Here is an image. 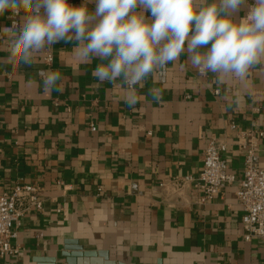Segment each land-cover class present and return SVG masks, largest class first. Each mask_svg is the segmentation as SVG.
I'll return each instance as SVG.
<instances>
[{
  "label": "crops",
  "instance_id": "1",
  "mask_svg": "<svg viewBox=\"0 0 264 264\" xmlns=\"http://www.w3.org/2000/svg\"><path fill=\"white\" fill-rule=\"evenodd\" d=\"M9 15L0 17V193L34 185L42 209L24 215L14 239L22 252L0 264L64 260L70 242L117 264H264V239L245 240L236 197L244 132L264 130V71L229 80L227 94L184 54L145 85L163 88L162 102L140 95L130 109L124 89L97 86L91 73L100 61L80 64L74 42L46 45L13 70L5 59ZM40 69L59 71L62 91L44 93ZM210 137L225 143L236 181L202 202L194 184ZM254 142L264 166V137ZM186 175L193 180L178 188L174 180Z\"/></svg>",
  "mask_w": 264,
  "mask_h": 264
},
{
  "label": "clouds",
  "instance_id": "2",
  "mask_svg": "<svg viewBox=\"0 0 264 264\" xmlns=\"http://www.w3.org/2000/svg\"><path fill=\"white\" fill-rule=\"evenodd\" d=\"M6 12L12 23L5 59L13 70L46 45L74 42L80 64L100 61L91 73L97 86L124 89L130 109L140 95L162 102L163 88L145 92V85L184 54L199 76L211 74L227 94L229 80L243 82L253 69L264 71V0H0V17ZM37 75L44 93L62 91L59 71Z\"/></svg>",
  "mask_w": 264,
  "mask_h": 264
},
{
  "label": "built area",
  "instance_id": "3",
  "mask_svg": "<svg viewBox=\"0 0 264 264\" xmlns=\"http://www.w3.org/2000/svg\"><path fill=\"white\" fill-rule=\"evenodd\" d=\"M44 60L51 63L53 54L46 52ZM215 93L218 94V89ZM95 129V126L91 125V130ZM244 134L249 136L250 141L244 146L243 176L239 180L236 197L244 211L242 224L245 240L254 237L264 239V166L259 163L254 142L256 137H264V130ZM225 151V143L215 137L208 139L202 168L194 184L202 202L213 199L224 187L236 181V176L228 170L227 161L223 156ZM192 180L191 176L186 175L176 178L174 182L179 188ZM37 192L38 187L23 184L15 185L9 192L0 193V258L18 256L22 252V247L14 243L15 227L20 225L26 213L42 209V201L38 198Z\"/></svg>",
  "mask_w": 264,
  "mask_h": 264
},
{
  "label": "water",
  "instance_id": "4",
  "mask_svg": "<svg viewBox=\"0 0 264 264\" xmlns=\"http://www.w3.org/2000/svg\"><path fill=\"white\" fill-rule=\"evenodd\" d=\"M70 243L64 247V251L62 252L64 260L58 261L57 259H53L51 264H79L78 262L81 260L85 264L88 262H91V264H117L115 261L109 259L107 252L87 250L78 243Z\"/></svg>",
  "mask_w": 264,
  "mask_h": 264
}]
</instances>
